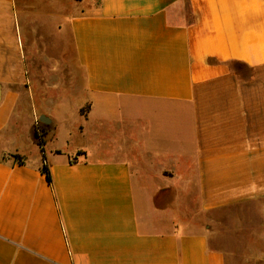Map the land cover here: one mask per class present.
Returning <instances> with one entry per match:
<instances>
[{"label": "crops", "instance_id": "obj_1", "mask_svg": "<svg viewBox=\"0 0 264 264\" xmlns=\"http://www.w3.org/2000/svg\"><path fill=\"white\" fill-rule=\"evenodd\" d=\"M19 14L69 36L34 78ZM258 198L264 0H0V264H228L199 218Z\"/></svg>", "mask_w": 264, "mask_h": 264}, {"label": "rangeland", "instance_id": "obj_2", "mask_svg": "<svg viewBox=\"0 0 264 264\" xmlns=\"http://www.w3.org/2000/svg\"><path fill=\"white\" fill-rule=\"evenodd\" d=\"M56 22L55 19L26 18L21 14L13 19L14 44L27 65L30 78L43 69L39 64L47 59L42 50L44 44L51 46L48 49L51 54L58 50L54 47L58 40H62L64 48L67 46L69 36L65 32L59 37ZM44 65L45 70L54 69L53 63L48 60ZM230 66L242 78L252 74V69L241 62H232ZM50 88L49 92L52 93L53 89ZM29 110H32L31 105ZM32 126L34 133L36 128L43 130L42 121L38 120V124H35L32 119ZM35 141L39 139L35 138ZM199 222L207 234L209 246L228 254V264H264V198L242 200L205 211Z\"/></svg>", "mask_w": 264, "mask_h": 264}, {"label": "trees", "instance_id": "obj_3", "mask_svg": "<svg viewBox=\"0 0 264 264\" xmlns=\"http://www.w3.org/2000/svg\"><path fill=\"white\" fill-rule=\"evenodd\" d=\"M35 137L37 138V135L36 134H35ZM41 142L42 141L40 140L37 143L40 144ZM14 158L17 159L19 162L21 161V159H20V157L18 155H14ZM43 170L45 171L47 180H50V176H49L48 171L45 168H43Z\"/></svg>", "mask_w": 264, "mask_h": 264}, {"label": "built area", "instance_id": "obj_4", "mask_svg": "<svg viewBox=\"0 0 264 264\" xmlns=\"http://www.w3.org/2000/svg\"><path fill=\"white\" fill-rule=\"evenodd\" d=\"M38 120H39L38 118L35 119V124H38ZM35 133L37 135V139H39V141H40L41 140V131L38 128H36Z\"/></svg>", "mask_w": 264, "mask_h": 264}, {"label": "water", "instance_id": "obj_5", "mask_svg": "<svg viewBox=\"0 0 264 264\" xmlns=\"http://www.w3.org/2000/svg\"><path fill=\"white\" fill-rule=\"evenodd\" d=\"M38 119H39V121H42V122H48L49 121V119L43 115L40 116Z\"/></svg>", "mask_w": 264, "mask_h": 264}]
</instances>
